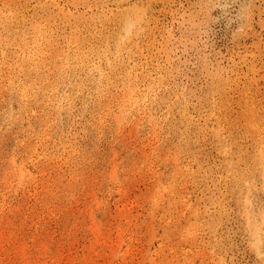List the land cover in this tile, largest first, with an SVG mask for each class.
<instances>
[{"label": "rangeland", "instance_id": "1", "mask_svg": "<svg viewBox=\"0 0 264 264\" xmlns=\"http://www.w3.org/2000/svg\"><path fill=\"white\" fill-rule=\"evenodd\" d=\"M0 213V264H264V0H0Z\"/></svg>", "mask_w": 264, "mask_h": 264}, {"label": "bare ground", "instance_id": "2", "mask_svg": "<svg viewBox=\"0 0 264 264\" xmlns=\"http://www.w3.org/2000/svg\"><path fill=\"white\" fill-rule=\"evenodd\" d=\"M127 24V26H126V31H127V33L129 34L131 31V27L134 25V23L133 22H130V21H128V20H126V22H125V25ZM134 30V29H133ZM119 34V33H118ZM66 41V40H65ZM125 41V40H124ZM122 44V43H121ZM107 45V44H106ZM64 47V46H63ZM107 47V46H106ZM105 49V48H104ZM71 52V51H70ZM103 52V51H102ZM105 52V51H104ZM107 52V51H106ZM123 54V53H122ZM112 56V55H111ZM110 58H112V57H110ZM118 58V57H117ZM110 60H112V59H110ZM67 62V61H66ZM106 63V62H105ZM100 67V66H99ZM103 71V70H102ZM105 72V71H104ZM163 73V72H162ZM101 75V74H100ZM71 79V78H70ZM104 86V85H103ZM51 87V86H50ZM103 89V88H102ZM134 88H132V87H130L129 88V90H128V92H129V94L131 95V96H134ZM104 91V90H103ZM147 92V91H146ZM75 95V94H74ZM100 97V96H99ZM132 100V99H131ZM129 104V103H128ZM100 106V105H99ZM126 109V108H125ZM150 114V113H149ZM123 123V122H122ZM181 128V127H180ZM186 129H188V128H186ZM188 132V131H187ZM15 138V137H14ZM171 163V162H170ZM70 164V163H69ZM229 173V172H228ZM237 176V175H236ZM16 179V178H15ZM17 180V179H16ZM99 184V183H98ZM171 185V184H170ZM158 198V197H157ZM8 201V200H7ZM156 203V202H155ZM12 204V203H11ZM161 204V203H160ZM1 214V213H0ZM36 219V218H35ZM129 220V219H128ZM97 230V229H96ZM112 236V235H111ZM188 247V246H187ZM53 259V258H52Z\"/></svg>", "mask_w": 264, "mask_h": 264}]
</instances>
